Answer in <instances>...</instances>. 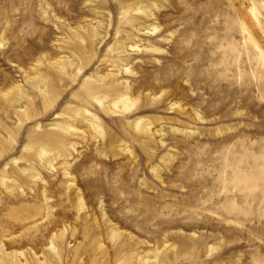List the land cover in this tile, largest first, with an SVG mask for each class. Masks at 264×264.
Wrapping results in <instances>:
<instances>
[{
  "label": "rangeland",
  "instance_id": "1",
  "mask_svg": "<svg viewBox=\"0 0 264 264\" xmlns=\"http://www.w3.org/2000/svg\"><path fill=\"white\" fill-rule=\"evenodd\" d=\"M0 264H264V0H0Z\"/></svg>",
  "mask_w": 264,
  "mask_h": 264
},
{
  "label": "bare ground",
  "instance_id": "2",
  "mask_svg": "<svg viewBox=\"0 0 264 264\" xmlns=\"http://www.w3.org/2000/svg\"><path fill=\"white\" fill-rule=\"evenodd\" d=\"M127 99H129V98H127L126 96H123L122 98H120V100H119V103L120 102H123V104H126V102H127ZM126 101V102H125ZM116 102V101H115ZM116 105V104H115ZM130 107H132V106H130ZM125 111V110H124ZM114 112V111H113Z\"/></svg>",
  "mask_w": 264,
  "mask_h": 264
}]
</instances>
